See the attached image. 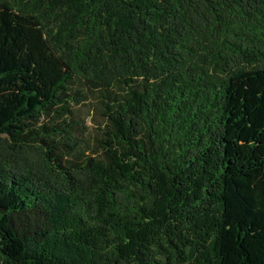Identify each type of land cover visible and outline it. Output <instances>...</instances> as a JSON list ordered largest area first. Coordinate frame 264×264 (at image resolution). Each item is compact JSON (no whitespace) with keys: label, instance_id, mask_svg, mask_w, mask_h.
Listing matches in <instances>:
<instances>
[{"label":"trees","instance_id":"obj_1","mask_svg":"<svg viewBox=\"0 0 264 264\" xmlns=\"http://www.w3.org/2000/svg\"><path fill=\"white\" fill-rule=\"evenodd\" d=\"M0 264H264V0H0Z\"/></svg>","mask_w":264,"mask_h":264},{"label":"rangeland","instance_id":"obj_2","mask_svg":"<svg viewBox=\"0 0 264 264\" xmlns=\"http://www.w3.org/2000/svg\"><path fill=\"white\" fill-rule=\"evenodd\" d=\"M94 100L91 99V102L87 105H82L78 111V117L87 122L89 125L90 140L93 141L94 137L97 135L96 124L103 122V119L98 115L94 109Z\"/></svg>","mask_w":264,"mask_h":264}]
</instances>
